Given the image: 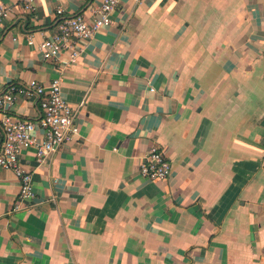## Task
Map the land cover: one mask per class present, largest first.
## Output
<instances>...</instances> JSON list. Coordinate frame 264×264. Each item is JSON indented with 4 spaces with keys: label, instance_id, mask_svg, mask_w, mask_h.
<instances>
[{
    "label": "crops",
    "instance_id": "1",
    "mask_svg": "<svg viewBox=\"0 0 264 264\" xmlns=\"http://www.w3.org/2000/svg\"><path fill=\"white\" fill-rule=\"evenodd\" d=\"M0 1V91L60 78L79 125L23 151L33 201L0 169V264H264V0H124L74 63L38 44L88 2ZM8 110L37 122L39 97ZM154 144L163 181L139 171Z\"/></svg>",
    "mask_w": 264,
    "mask_h": 264
},
{
    "label": "built area",
    "instance_id": "2",
    "mask_svg": "<svg viewBox=\"0 0 264 264\" xmlns=\"http://www.w3.org/2000/svg\"><path fill=\"white\" fill-rule=\"evenodd\" d=\"M85 1L89 3L88 7L78 13L65 14L61 6L56 9L60 16L57 30L38 44L43 59H59L65 53L69 63L78 61L84 46L99 30L112 23L113 13L124 0ZM35 2L22 0L24 9L28 11L35 10ZM11 11L9 5L0 1V22L10 17ZM33 43L32 35H28V44ZM30 95L39 97L41 115L37 122L21 118L8 110L18 96ZM76 111L63 97L60 78L52 79L47 85L31 79L26 83L10 84L0 91V169L11 170L19 181V201H33L36 198L32 172L21 159L23 151L35 147V154L42 161L65 143L77 139L79 125ZM39 129L43 131V137L37 135ZM171 168L168 156L157 144L150 147L139 163L141 175L153 181L166 180Z\"/></svg>",
    "mask_w": 264,
    "mask_h": 264
}]
</instances>
